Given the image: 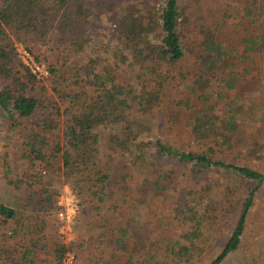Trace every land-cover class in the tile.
Masks as SVG:
<instances>
[{
  "label": "trees",
  "instance_id": "obj_1",
  "mask_svg": "<svg viewBox=\"0 0 264 264\" xmlns=\"http://www.w3.org/2000/svg\"><path fill=\"white\" fill-rule=\"evenodd\" d=\"M223 2L0 0V113L26 165L14 175L8 152L0 155V229L8 234L0 264H64L75 253L76 243L54 233L59 193L51 176L81 200L80 264H197L223 238L207 264H231L241 253L264 188V170L240 157L249 148L264 158V141L247 145L240 134L244 85L264 83V0L237 1L233 26ZM95 16L114 26L115 44L103 45L101 62L67 66V55L87 48ZM16 44L46 62L45 80L21 63ZM171 89L182 96L173 103L185 111L187 150L144 120ZM169 162L198 182L215 172L225 190L211 196L219 184L206 183L199 198L200 189L180 187L178 167L160 175L158 165ZM161 196L168 216L150 219ZM258 241L242 264H264V232Z\"/></svg>",
  "mask_w": 264,
  "mask_h": 264
},
{
  "label": "rangeland",
  "instance_id": "obj_2",
  "mask_svg": "<svg viewBox=\"0 0 264 264\" xmlns=\"http://www.w3.org/2000/svg\"><path fill=\"white\" fill-rule=\"evenodd\" d=\"M188 1L191 5V1L195 0H182ZM205 1V0H202ZM207 1V0H206ZM237 1H246V0H224V8H225V15L224 21L229 22L230 26L233 24L238 23L237 19H234L233 8L238 5ZM89 2V1H88ZM114 26H112L104 16L102 19H98L95 17L91 18L90 23L87 26L86 32V40L87 48L83 50V52L78 54H69L66 56V64L67 66L78 69L84 66L90 58H96L100 62L102 58L105 56L103 53V45L115 44L114 36H113ZM45 47H41L42 51H45ZM27 51L31 56H33L23 44H16V51L18 53V58L22 64L23 61L21 59V54L23 51ZM34 57V56H33ZM37 63L43 64L47 69V64L44 61H38ZM187 66L184 70L189 68L191 65V60L187 61ZM25 65V64H24ZM26 66V65H25ZM27 67V66H26ZM131 76V75H127ZM46 77H44V80ZM219 88L218 82H214L212 90L215 92ZM242 95L245 97V105L248 107V113L246 118L243 120L245 121L242 124V131L241 135L245 136L247 145L254 144V143H263L264 141V83L259 87L257 83L248 82L245 83ZM182 97L180 92L174 89L169 91V96L165 98L164 103L153 113H151L148 117L144 120L145 122L149 123L153 133L157 134L160 138H162L165 142H170L175 148L189 149L192 145L191 138L189 134V129L187 128L186 119H185V111L179 109L175 106L174 99H178ZM244 102V101H243ZM255 117V118H254ZM9 127L6 126L5 121L3 120L2 114L0 113V155L3 154L4 151L8 152L9 160L12 164V169L14 171V175L20 176L26 169V165L20 160L18 154H16L17 150V143H18V134L17 132L9 131ZM264 146V143L261 144ZM239 147V146H238ZM261 150H250L246 148L241 155V159H243L244 164L249 165L253 168L258 170H264V158H262L261 153H256ZM250 152V153H247ZM264 152V150H263ZM112 155L110 161L112 160ZM157 162V160H155ZM154 167L153 164L151 166ZM178 167V172L176 175V181L179 182L180 187L186 188H197L200 189L199 198L204 197V192L201 188L205 187L206 183H210L213 186L215 183H218V188H213L211 196L224 191V185L227 180H224V177L220 176L215 172H211L205 177L199 179V182L196 181L197 179L193 178L190 174L189 169H185V167L177 165L175 162H169L168 165H158L156 168L160 170V175L165 174L166 172H173V169ZM135 177L140 176V173L136 171L134 173ZM134 177V179H135ZM51 182L53 187L58 191V201L57 206L59 208V212L61 209L68 208L73 214V218L71 222H66L61 220L59 216H57L56 220L53 222L54 226V233L60 238V240L65 243L66 245L70 246L73 243L78 245L81 240L83 221L80 219L82 212H81V200L78 198L75 191L71 188L70 184L66 182L63 178L57 176H51L48 178ZM197 182V183H196ZM158 202V206L152 207V211L150 212L152 215L149 217L150 219L157 220L159 217H166L168 216V212L166 207H163L164 204V197H159L155 199V203ZM55 223V225H54ZM57 223L58 227H57ZM53 229V227H52ZM225 234H228V230L226 228L221 227ZM56 230V232H55ZM53 232V231H52ZM219 232V233H220ZM264 232V188L259 193V196L256 199V203L254 209L252 211L249 225L247 229V237L243 242V249L235 259L231 262V264H242V262L248 256H251L253 251L257 253V248L260 245L259 237L260 234ZM214 236L215 234L219 236V233L213 231ZM8 234L5 233L4 230L0 229V245L5 242L6 236ZM224 239V238H223ZM223 239H220L222 242ZM216 240L213 239L210 242V248H206L201 255H197L198 259L197 264H207L210 262L212 258L216 256V254L221 249V242L216 243ZM75 245V253L68 252L65 258L64 264H80V260L75 258L76 254L78 253V249ZM88 245V243L86 244Z\"/></svg>",
  "mask_w": 264,
  "mask_h": 264
},
{
  "label": "built area",
  "instance_id": "obj_3",
  "mask_svg": "<svg viewBox=\"0 0 264 264\" xmlns=\"http://www.w3.org/2000/svg\"><path fill=\"white\" fill-rule=\"evenodd\" d=\"M21 59L23 63L39 78H44L48 75V71L43 64L37 63L33 56H31L27 51H23L21 54ZM58 216L61 220L66 222H71L73 214L68 208L60 210Z\"/></svg>",
  "mask_w": 264,
  "mask_h": 264
}]
</instances>
